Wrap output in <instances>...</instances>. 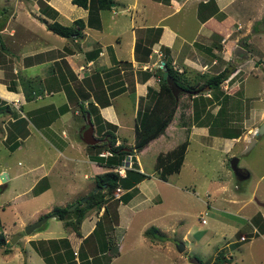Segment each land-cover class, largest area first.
<instances>
[{
  "label": "crops",
  "instance_id": "0c3cea01",
  "mask_svg": "<svg viewBox=\"0 0 264 264\" xmlns=\"http://www.w3.org/2000/svg\"><path fill=\"white\" fill-rule=\"evenodd\" d=\"M44 1L57 10L56 19L59 22L63 16L64 11H61L63 6L69 14L73 11L77 12L76 15H68L71 16L69 24L81 17L84 20V27L80 36L63 37L56 33L57 36H53L54 32L46 27V23L52 21V18L40 12L39 0H0V129L3 130V142L16 136L18 145L13 150L25 148L22 152L24 157L22 161H17V165L25 164V169L20 174L23 175V179L28 177L29 184L26 191L31 196H38L48 191L45 187L41 190L38 188L36 192L33 190V185L44 175L52 174V176L56 175V179H63L61 177L67 171L69 173L66 175L75 174L74 172L81 168L87 170L90 168L91 171H85L84 176L89 179L91 175L94 186L87 192L91 182L86 185H75L76 191L73 190L72 195L60 206L73 204L76 199L82 197L87 198L91 190H96V174L110 169L115 171L114 168L123 163L122 160V163L113 168L102 164L101 161H105L104 157L94 159L95 150L88 149L86 145L90 144L82 140L80 133L86 124V116L81 110L83 107H90L88 101H92L97 106V112L94 111L89 115L94 125V135L100 139L98 142L105 139V136L101 137V135L107 126L105 125L103 130L97 129V126L109 122L115 125L113 129L115 144L123 143L125 148L129 149L134 143V125L139 105L141 104L143 108L145 104L150 103L147 95L149 89L158 90L157 68L164 59H168L175 70L183 71L188 80L198 84L226 68L229 72L227 78L231 79L230 90H238L244 79L248 80L251 75L252 78H259L260 73L264 72V50L263 54L256 52L255 47L252 51L251 36H248L251 30H256L255 18L248 13L249 9L255 6L250 0L248 2L247 0H112L109 8L97 7L93 10L73 3L72 0ZM262 7L264 9V6ZM103 10H108L107 21L103 20ZM219 13L223 14L222 19L216 18L215 15ZM191 14L194 22L198 23L193 29L189 25L192 23H189ZM182 29H185L188 35ZM241 41L247 51V58L233 53L237 43L240 44ZM22 78L27 80L26 85L22 84ZM221 84L218 90L225 89ZM9 85L11 90L8 89ZM24 90H28L29 93L33 90L39 92L27 100ZM203 90H209L207 92L210 95V90L214 89L205 85ZM182 92L189 94L186 91ZM190 96L194 98L197 95L194 93ZM236 96V91L233 92V96L230 93L229 102ZM106 97L109 103L102 105L101 102ZM128 99L133 104L129 108L131 109L129 118L125 113ZM11 100L19 101L18 112L9 103ZM77 100L81 101V105ZM215 102V100L211 103L208 101L205 107L201 106L199 111L196 109L199 117H193L195 121H191L190 125H187L185 120L172 125V118L162 133L132 154L133 168L148 174L149 177L142 178L129 189L121 187L120 195L125 190L131 193L127 200L122 201L118 199L120 196H113V199L101 205L99 209L93 208L87 211L79 226L80 234L64 225L68 230L64 236L40 237L41 232H34V238L29 240H44V245L49 247V239L58 240L65 237L74 249L76 263L81 264L79 247L84 244L83 239L93 231L107 208L109 222L113 226L110 233L116 236L113 231L117 232L119 241H113L114 243L103 251L97 248V252L92 253L89 252V248L93 249L98 244L96 239L92 240L95 236L92 233L89 238L90 245L83 246L84 251L88 252L84 257L87 258L88 263L99 256L96 261L102 264H110L113 259L120 257L123 234L127 225L133 222L137 214L136 210L142 206L149 207L152 202L159 204L162 200L160 193L154 191L148 180L156 179L157 176L167 181L170 174L179 172L182 167L187 146L177 171L170 172L163 178L160 176V168L157 169L155 166L158 154L173 149L183 141L169 143L179 128H187L188 136L185 138L187 145L190 135H194L198 140L209 136L218 137L222 141L218 147L223 152L231 150L232 145L241 138L242 132L237 137L211 133L210 126L213 125L219 108L216 104L214 109ZM244 103L245 101L243 104L239 102V105L235 106L236 109L241 111ZM228 107L229 113V109L234 107L231 104ZM54 111L59 113L55 114ZM208 114L210 116H207ZM228 115L225 120L227 125L233 126L232 123H238L235 125L238 126L243 123V126H239H245V118L232 119ZM256 116H259L257 118L259 122L264 121V103ZM81 117L83 123L80 122ZM257 130V125L249 130L252 135L246 142L255 138ZM127 131L132 135L131 139L126 136ZM159 139L164 140L168 148L156 151L154 170L146 171L140 166L137 154ZM40 144L44 147L42 148ZM8 168L7 164L0 165V178L4 174L6 180L9 179ZM127 168L122 177L126 175ZM244 169L249 176V170L246 167ZM174 187L178 185L175 184ZM252 197L254 203L250 201L249 204L257 203L258 206L253 209L250 216H246L247 225L252 227L247 234L248 237L264 236V199L259 200L254 193H251L246 201ZM236 200L237 198H234L232 201ZM50 209H46L44 213L38 210L36 218H40ZM198 217L201 223L207 222L203 213ZM150 226L156 225L151 224L143 227L144 229L141 228L142 233L145 234ZM156 227V233H165L160 227ZM239 232L243 235L241 231ZM185 234H182V239L186 238ZM204 236L205 234H201L199 238ZM240 242L243 241L234 240L229 243L232 248H240ZM154 244L155 247L158 246V243ZM13 252L11 250L6 254ZM16 256L21 260L22 256L19 252ZM24 256L28 258L30 255L26 253ZM217 258L225 259L220 253ZM230 260L229 257L227 261Z\"/></svg>",
  "mask_w": 264,
  "mask_h": 264
},
{
  "label": "rangeland",
  "instance_id": "374dc122",
  "mask_svg": "<svg viewBox=\"0 0 264 264\" xmlns=\"http://www.w3.org/2000/svg\"><path fill=\"white\" fill-rule=\"evenodd\" d=\"M250 1L255 6L251 7L248 13H251L253 18H255L256 30H251L248 36H251L252 51H254L255 47L256 52L263 54L264 9L262 6H264V0ZM61 11L64 12L59 20L64 24H69L71 21L69 18L71 16L68 15L77 14L76 11L69 14L63 6ZM108 16V10H103L102 17L104 21L108 20ZM215 16L218 19L223 18L222 13ZM191 17L193 18L192 14L189 19V23H192L189 25L193 29L198 23L194 22ZM37 18L40 19L39 16ZM182 31L186 33L185 29H182ZM52 34L57 36L55 33ZM221 85L225 88L222 91L229 95L232 93L233 96V92L236 91L237 96L229 102L234 108L229 109L230 112L227 114L232 119H246L244 120V127H241L243 123L239 124L241 126H236L240 130V134L242 132L241 138L235 145H232L231 150L223 152L218 147L220 143L222 144L220 138L209 136L198 140L194 135H190L185 159L180 171L170 174L167 181H163L157 176H155L156 179L148 180L154 191L160 193L162 200L159 204L152 202L149 207L142 206L136 210L137 214L133 222L127 225L123 234L121 255L113 259L110 264H197L195 260L191 259L194 255L202 260V264H220L221 258H217L219 253L224 255L226 259L222 264H264V236H254L252 233L253 237H248L249 234L247 233L252 227L247 225L246 220V216H250L253 209L258 206L257 203L256 205L249 204L250 201L254 203V198L252 197L246 201L248 196L254 193L259 200L264 199V132L255 135V138L253 137L255 141L248 149L247 147L252 140L246 142L252 135L249 130L254 129L256 125L258 129L262 123L257 120L259 116H256V114L264 103V72L260 73L259 78H252L251 75L248 80L244 79L238 90H230L231 79L229 78H226ZM201 91L207 97L198 96L197 98H191L189 94L179 92L177 98L178 106L175 110L177 113L173 116L172 125L182 120H185L187 125H190L191 121H195L193 117H195L197 112L196 109L199 111L201 106L205 107L208 102L207 98H212L214 90L210 91V95L207 92L209 90ZM241 100L245 101V103L242 110L238 111L235 106H238L239 102L243 104ZM212 101L209 102L211 103ZM229 103L228 105H230ZM216 104L219 105L216 101L213 104L214 109ZM126 105L127 109L124 112L127 113L129 118L131 114V109L129 108L133 105L132 101L128 99ZM140 106L141 104L138 109L139 113L143 109L148 108L147 104L143 108ZM54 113L57 114L59 111H54ZM207 116L210 115L208 114ZM203 118H205V115ZM80 122L83 123L82 117ZM236 124L238 123H232L233 126ZM219 127L220 124H216L215 133H222ZM2 132L3 130L0 129V165L3 163L8 165L9 179L4 182L0 181V185L6 182L0 189V230L2 229L5 241L8 242L7 245H0V264H18L19 261L20 264L26 262L27 264H47L31 242H37L35 244L40 247H43V245L38 243L39 240H29V238L34 236V232H41L40 237L64 236L68 233V230L64 226L63 221L54 216H49L41 226L42 229L41 227L36 228L29 234L24 231V227L38 219L36 218L38 210L44 213L46 209H50L53 205L65 203L64 200L72 195L73 190L74 192L76 191L74 189L75 185H86L91 182L88 192L94 186V183L91 175L89 179L85 178L84 172H90L91 170L90 168L88 170L81 168L76 170L75 174L66 175V173H69L67 171L61 177L63 179H56L55 174V176L47 174L48 170L46 172L47 175L42 176L33 185L36 190L38 188L41 190L45 187L48 191L38 196H31L26 191L29 184L28 177L23 179V175L20 174L25 169V164L17 165V161H22V157H24L22 152L25 151V148L12 151L11 144L18 143L16 136L3 142ZM126 136L128 139L132 137L129 131H127ZM187 136V128H179L169 143L177 141L179 143ZM124 142L127 144L125 140ZM43 144L45 145L46 143L43 141ZM40 146L44 147L41 144ZM167 146L164 140L159 139L138 152L137 160L140 166L146 171H153L156 151L167 149ZM86 147L92 149L90 145ZM232 156L238 157V166L240 168L246 167L249 170L248 177L242 179L234 174L229 164ZM15 174L18 175L14 176ZM175 184L178 187H174ZM220 184L223 187L222 185L220 187ZM84 194L82 193V195ZM234 198H237V200L232 201ZM240 202H243V204ZM208 204L209 206H207ZM201 213L205 216L206 223L199 221L198 216ZM151 224L160 227L165 233H157L154 237L147 235V233H145L146 235L142 233L143 227ZM239 231L245 237L241 238L242 235ZM113 233L116 236L109 233V239L111 241H119L117 232L113 231ZM183 233H186V238L184 239H182ZM201 234H205V236L199 238ZM14 236L16 239L11 242ZM99 236L100 232L95 233L92 240L96 239L98 241ZM234 240L243 241L239 244L240 248L231 247L229 242ZM177 242L184 244L185 247L182 251L178 250ZM150 243H153V245H149ZM154 243H158V246L155 247ZM6 246H9L15 253L13 252V254L9 255L3 253L2 250ZM18 252L22 256L21 260L16 256ZM26 253L30 255L28 258L24 256ZM229 257L231 260L227 261ZM96 258L88 262V264H102L99 261L97 262Z\"/></svg>",
  "mask_w": 264,
  "mask_h": 264
},
{
  "label": "trees",
  "instance_id": "16d2710c",
  "mask_svg": "<svg viewBox=\"0 0 264 264\" xmlns=\"http://www.w3.org/2000/svg\"><path fill=\"white\" fill-rule=\"evenodd\" d=\"M72 2L83 6L84 8H90V10H93V8L97 7L109 8L112 0H72ZM39 10L44 15L52 18V21L46 23V27L52 30L54 33L59 34L63 37H75L81 35V29L84 27L83 18H76L72 21L71 24H62L56 19V16L58 14L57 10L47 4L44 0H39ZM163 67L167 68L168 75H170L173 80H175V82L181 85L186 92H188L190 95L195 93L197 96L194 98H197L198 96L205 97L201 91L203 90V87L205 85H208L210 89H214V91L210 90L213 91L212 98H207L208 101H212L214 99L219 103V108L216 112L217 115L214 118L213 125L210 126L211 133H215L214 130L216 128V124H220L219 128H221V132L224 136L237 137L240 135V130L238 129V127L227 125L225 123L229 108L228 103L230 95L223 92L222 90H218L220 89V84L222 83V81H224L228 76L229 72L227 71V69L225 68L217 74L210 75L201 84H198L197 82L188 80V78L185 77L183 71L179 72L175 70L170 64V61L168 59H164L163 66H158L157 68L159 88L158 90H148L147 95L149 96L150 101V103L148 104V108L146 107L147 109H143L140 113L138 112L135 118L134 143L129 147V149L125 148V145L123 143L115 144L116 137L113 132L115 125L109 122L105 124L100 123L99 126H97V129L103 130L105 125L107 126V128L104 129L101 135V137L105 136L104 140L96 144H90L91 148H93L96 152L94 159H103L104 157L105 161H101V163L113 168L114 166L122 163L123 158L127 157L128 155L131 154V157L133 158L134 155L132 154L135 151L142 149L151 139L162 133L165 127L169 124L178 106V96L176 97L173 94L168 83L163 79ZM26 81L27 80H25L24 78L21 79L23 85H26ZM8 89H12L10 85ZM38 92V90H33L32 93H29L28 90H24L25 98L28 100ZM102 92L104 93V90H102ZM77 103L81 105V101L77 100ZM101 103L102 105H105V103H109L108 98L106 97ZM88 105H90V107H83V109L81 110L84 116H86V113L92 115L94 111L97 112V106L94 105L92 101H88ZM195 116L199 117V112H196ZM11 145L13 150L18 144L15 143ZM86 146L89 147V145ZM186 146L187 140L185 139L173 149L165 153L158 154L155 166L157 169L160 168L161 177L165 178L166 175L170 172L177 171L179 169L184 157ZM102 149L111 151V154L107 156H99L98 153ZM131 164L132 166L126 169L127 172L124 177H122L118 172L112 169L96 174V190H91L87 194L86 200L84 202H79L73 209H68V206H70L71 203L65 206L55 205L48 212L43 214V216H54L62 220L65 226L70 227L77 234H80L79 226L87 211L93 208L99 209L101 205L107 203L110 199H113L114 190L117 187L129 189L132 185H134L142 178L149 177L148 174L135 170L133 168V163ZM135 166H137L136 163ZM3 185L4 184L0 185V189H2ZM33 190L34 192L37 191L36 188H33ZM130 194L131 193L129 192V190H125L118 199L125 201L128 199V197H130ZM77 200L79 199H76V201ZM101 217L102 218L97 221L96 226L89 234V236L83 239V243L88 246L90 245L89 238L91 237L92 233L95 234L97 232H100L101 235L99 236L98 244L96 245V247H94L93 249L89 248V252L92 251V253H96L97 248L103 251L104 249L109 248L112 243H114L109 239L108 236L113 226L109 222L110 218L108 216L107 208L105 209V212ZM156 232V226H150L145 231L147 235H151L152 237L157 234ZM44 242V240L38 241V243L42 244L43 247L36 245L35 243L37 242L32 241L31 243L35 247L36 251H38L43 256L47 264H77L74 259V249L71 247L70 242L67 238L61 237L58 240L49 239V247L45 246ZM7 243L8 242L5 241V236L1 229L0 245H7ZM84 244H81V246L79 247L81 264L87 263V258H85L84 256H87L88 252L84 251ZM2 251L3 253H9L11 251V248L9 246H6ZM191 259L193 261L195 260L197 264L203 263L202 260L199 259L196 255L192 256ZM221 261H226V259H222ZM221 261H219V263H221Z\"/></svg>",
  "mask_w": 264,
  "mask_h": 264
},
{
  "label": "water",
  "instance_id": "95a60500",
  "mask_svg": "<svg viewBox=\"0 0 264 264\" xmlns=\"http://www.w3.org/2000/svg\"><path fill=\"white\" fill-rule=\"evenodd\" d=\"M243 41H241L240 44H238L233 53L234 55L236 56H240V57H244V58H247L248 55H247V51L246 49L243 47ZM162 63H164V61H162ZM163 79L166 80V82L168 83L169 87L171 88L173 94L177 97L179 92H182V91H185V89L179 85L177 82H175V80H173V78L168 75V71H167V68L166 67H163ZM264 130V121L261 123L260 127L258 128V130L256 131V135H259L260 133H262ZM81 138L82 140L87 143V144H95L97 143L100 139L97 138L95 135H94V125H93V122H92V119L90 117V115L87 113L86 114V124L85 126L83 127V129L81 130ZM255 140L252 139V142L249 144V146L247 147V149L251 146V144L254 142ZM246 149V150H247ZM230 167L232 169V171L234 172V174L238 177V178H245L248 176V173H245V175L242 176V174L240 175V173L242 172V168H240L238 166V157L237 156H232L230 158ZM2 178V182H4L6 180V177L4 174H2L1 176ZM86 199V197H82L80 198L79 200L75 201L73 204H71L70 206H68V209H73L77 204L78 202L80 201H84ZM47 219V216H41L40 218H38L37 220L27 224L25 227H24V231L29 234L30 232H32L33 230H35L36 228L40 227L44 222L45 220ZM20 235V234H19ZM16 239V237L14 236L12 239H11V242H13L14 240ZM178 250L182 251L183 248H184V245L181 243V242H178Z\"/></svg>",
  "mask_w": 264,
  "mask_h": 264
},
{
  "label": "built area",
  "instance_id": "2783aa9c",
  "mask_svg": "<svg viewBox=\"0 0 264 264\" xmlns=\"http://www.w3.org/2000/svg\"><path fill=\"white\" fill-rule=\"evenodd\" d=\"M159 66H163V63L159 64ZM9 103L12 104L13 108H15L16 110L19 111V101L18 100H11ZM111 154V151L109 150H103L101 152H99V155L100 156H106V155H109ZM126 167H131V155H128L127 157H125L123 159V163L114 168L116 172L119 173V175H124L125 174V168ZM120 193H121V188L120 187H117L115 190H114V196L115 197H119L120 196ZM244 236H241V238H243Z\"/></svg>",
  "mask_w": 264,
  "mask_h": 264
},
{
  "label": "flooded vegetation",
  "instance_id": "af4514ba",
  "mask_svg": "<svg viewBox=\"0 0 264 264\" xmlns=\"http://www.w3.org/2000/svg\"><path fill=\"white\" fill-rule=\"evenodd\" d=\"M241 168H242V172L240 173V175L242 174V176H243V175H245V171H246V170H245L243 167H241ZM243 169H244L245 171H244Z\"/></svg>",
  "mask_w": 264,
  "mask_h": 264
},
{
  "label": "clouds",
  "instance_id": "9594fccd",
  "mask_svg": "<svg viewBox=\"0 0 264 264\" xmlns=\"http://www.w3.org/2000/svg\"><path fill=\"white\" fill-rule=\"evenodd\" d=\"M101 152V151H100ZM98 155H99V153H98ZM110 155V154H109ZM100 156V155H99ZM107 156V155H106ZM132 163V162H131ZM129 168V167H128ZM0 180H1V182H2V178H0ZM3 184V183H2ZM242 236H244V235H242ZM245 237V236H244Z\"/></svg>",
  "mask_w": 264,
  "mask_h": 264
}]
</instances>
